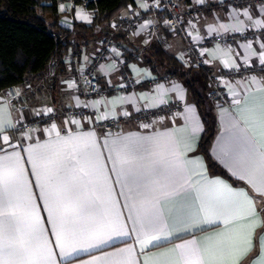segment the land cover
Segmentation results:
<instances>
[{
	"label": "crops",
	"instance_id": "1",
	"mask_svg": "<svg viewBox=\"0 0 264 264\" xmlns=\"http://www.w3.org/2000/svg\"><path fill=\"white\" fill-rule=\"evenodd\" d=\"M133 1L109 22L98 23L94 11L81 3L57 0L58 24L71 33L64 70L49 62L40 76L14 87L15 103L7 89L0 91V261L264 264L258 240L262 228L257 227L264 222L262 179L257 174L241 178L232 160L241 135L257 152H264L259 123L264 101V1L219 7V2L229 0H193L200 12L185 21L194 41L206 42L202 53L212 70L253 69L247 75L221 76L230 102L207 106L215 119L210 156L236 183L209 170L198 148L205 126L187 81L159 64L155 51L159 48L180 61L197 91L204 89L202 72L187 69L182 39L161 25L160 0ZM129 19H136L130 28L114 33L124 50L112 48L103 55V40L112 25ZM252 30L258 34L244 38ZM216 37H230L232 42L214 41ZM87 69L102 86L118 83L123 71L136 85L92 97L89 116L67 117L63 110L84 103L70 74ZM178 100L184 105L173 116L141 125L127 120L115 132L93 128L96 119L129 117L142 108ZM52 112L48 123L14 130L19 123ZM133 176H151L152 183L144 189L142 180L132 183ZM239 192L254 200L255 212H247L246 197L232 195ZM9 242L15 256L7 255Z\"/></svg>",
	"mask_w": 264,
	"mask_h": 264
},
{
	"label": "trees",
	"instance_id": "2",
	"mask_svg": "<svg viewBox=\"0 0 264 264\" xmlns=\"http://www.w3.org/2000/svg\"><path fill=\"white\" fill-rule=\"evenodd\" d=\"M71 1L80 4L84 0ZM133 2L88 0L86 7L94 11V22L104 23ZM38 9L42 12L39 13ZM46 13H49V17L45 16ZM70 36L69 30L58 24L57 0H0V91L19 87L26 79L40 76L52 60L63 71ZM154 55L159 64L167 66L172 73L187 81L188 90L205 126L198 148L209 170L236 183L210 156L209 147L215 132L214 115L204 108L203 97L189 79L188 71L174 56L159 48ZM202 76L204 80L203 73Z\"/></svg>",
	"mask_w": 264,
	"mask_h": 264
},
{
	"label": "built area",
	"instance_id": "3",
	"mask_svg": "<svg viewBox=\"0 0 264 264\" xmlns=\"http://www.w3.org/2000/svg\"><path fill=\"white\" fill-rule=\"evenodd\" d=\"M264 0H229L221 1L218 3L219 7H224L228 4L241 3L252 5ZM88 0H84L81 4L86 6ZM200 12V8L193 4V0H160V8L157 11V16L161 25L168 30L171 34L179 36L184 44V50L187 56V69H197L204 74V80L206 84L207 96L209 99L217 103L227 104L230 102V96L227 91L222 87L220 83L221 76L223 77H237L241 75H247L253 69L250 68H225L221 71L215 72L212 70L202 53V46L206 42L197 43L194 41L191 33L188 31L185 21L187 19L195 18ZM136 19H141V15L137 14ZM135 19V20H136ZM135 20L129 19L120 21L112 25V30L107 34L103 40L102 54H106L112 48L123 51V46L116 42L114 39V33L116 30L126 27L130 28ZM258 34L257 31L252 30L247 33L244 38H254ZM226 41L231 43L232 38L216 37L214 41L222 42ZM264 68V65L260 68ZM71 77L75 81V87L79 95L82 97L84 103L74 107H68L63 111L67 117H86L91 115L92 108L89 105V100L92 97H101L109 93H122L130 88L135 87L136 82L126 72L121 74L120 81L115 84H109L102 86L91 69L84 71H73ZM9 94V100L15 103L17 94L14 87L7 88ZM184 102L178 100L170 104H166L156 109L142 108L137 113L129 117H110L106 119H96L93 122V128L96 131L115 132L120 129L123 122L130 120L135 124L141 125L148 123L152 120L163 118L165 116H173L177 114L183 107ZM54 118V113H47L38 115L33 122L19 123L14 127L15 131L22 132L31 128L33 123L45 122L48 123Z\"/></svg>",
	"mask_w": 264,
	"mask_h": 264
},
{
	"label": "snow or ice",
	"instance_id": "4",
	"mask_svg": "<svg viewBox=\"0 0 264 264\" xmlns=\"http://www.w3.org/2000/svg\"><path fill=\"white\" fill-rule=\"evenodd\" d=\"M262 64H264V56H262ZM261 71H264V68L261 69ZM69 87H72L71 84H69ZM49 112L52 111V109L48 110ZM259 123L261 128V133L264 135V101L261 102L260 105V112H259ZM233 128H236L238 132H240V129L238 126L234 123L231 124ZM55 125H53V128ZM3 141L9 142L8 136L2 137ZM3 148L0 147V151H2ZM8 157L6 156L5 159ZM233 163L241 170L243 175L241 178H244V176H248L249 179L252 178L254 174H257L262 179V186H264V152H257L256 148L249 143L247 137L241 135L240 143L237 145L236 150L232 156ZM143 181L142 184H140L141 187L144 189H147L149 185L152 183V177L151 176H133L132 177V183L137 184L140 181ZM215 183H222L219 181H216ZM73 189H69L68 195L71 196ZM232 195H238V196H244L246 197V203L248 204L247 212L252 213L255 212L254 207V200L252 198L247 197V194L244 192L239 193H232ZM259 198L264 201V192L260 193ZM206 223H214L213 221H205ZM257 227L262 228L261 234L258 236L259 240V248L261 251H264V222H261V224L257 225ZM126 235V233H124ZM157 239L159 237H156ZM100 243H106V241H101ZM98 246V245H95ZM7 255L8 256H15L16 255V249L14 245L9 242L7 245ZM75 251V250H73ZM249 252H252V248H249ZM0 254H3V248H0ZM72 253H65V256H70ZM243 259V257H241ZM0 264H8L7 261H0ZM214 264H224L223 261L214 262ZM231 264H239L238 261H232Z\"/></svg>",
	"mask_w": 264,
	"mask_h": 264
},
{
	"label": "rangeland",
	"instance_id": "5",
	"mask_svg": "<svg viewBox=\"0 0 264 264\" xmlns=\"http://www.w3.org/2000/svg\"><path fill=\"white\" fill-rule=\"evenodd\" d=\"M37 11H38L39 13L42 12L40 9H38ZM219 71H221V70H219ZM201 77H203V76L201 75ZM204 86H205V88H204L202 91L199 90L198 93H199L200 95H202V97H203L204 108H205L206 110H209L207 106H208L211 102H214V101L208 98L207 93H206V92H207V90H206V84H205ZM15 92H16V90H15ZM16 94H17V93H16ZM63 111H64V110H63Z\"/></svg>",
	"mask_w": 264,
	"mask_h": 264
}]
</instances>
